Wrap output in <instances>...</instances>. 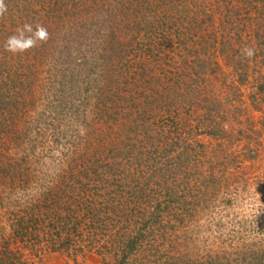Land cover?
<instances>
[{"label":"rangeland","instance_id":"obj_1","mask_svg":"<svg viewBox=\"0 0 264 264\" xmlns=\"http://www.w3.org/2000/svg\"><path fill=\"white\" fill-rule=\"evenodd\" d=\"M119 1L125 4L134 1L133 4L142 10V15L146 12L145 16L149 18L159 19L163 14V18H169L166 21L170 24V32L167 36H160L159 32L154 34L152 31L157 28H152L148 30L147 37L140 34L132 40V32L125 28L118 31L127 23V18L124 15L112 18L113 15L107 14L109 10L111 14L114 13L112 3L119 4ZM130 1H95L103 11V15L99 12V16L103 17L101 23L104 21V25H107L114 21L119 26L116 42L120 51L117 49L114 60L119 61L112 63L109 70H113L114 74L120 71L119 77L132 73L139 93L147 92V88L155 91L157 100L151 105L150 113L153 116L154 112L156 116L150 118L149 126L152 128L154 119H164L161 134H169L162 146L154 139L153 145L144 144L142 154L131 156L129 164H125L124 157L111 159L105 155V151L92 155L97 165L113 162L115 168L112 173L121 172L119 176L111 173L114 177L109 178L110 185L105 193L108 204L96 197L99 204L96 202L89 207L85 200L95 195L90 190L84 191L83 201L78 208V230L85 233L84 227L89 229L95 220L97 222L101 218L105 221L104 225L108 218H112L109 224L111 227L117 226L114 223L116 218L110 215L116 211L125 217L124 213L129 211L123 204L130 200L133 189L140 195L145 194L144 198L139 194L135 196L144 203H128L132 207V213L127 214L128 228L134 232L136 222L132 221L140 224L148 219L150 213L143 206L150 201L153 203L154 197L151 194L146 198L145 189L151 192L154 184H144L148 171L144 169L143 159L153 157L155 152L152 148L156 147L157 151L166 148L169 152L167 155L174 157L173 163L165 160V166L172 171L167 179L168 188L176 191L178 198L171 205L169 203L171 210H161L156 221L145 224L142 236H138L142 244L137 243L148 250L141 252L145 257L136 259L135 264H217L224 263L225 253L232 257L240 248L251 244L264 247V90H258L259 86L264 89V0H151L149 4L143 0ZM95 27L91 26L90 32L95 33L98 28L102 32L98 23ZM7 30L14 31L10 27ZM7 30L0 31V46L11 35ZM245 44L256 49V55L250 62L240 55V49ZM96 46L85 42L81 47L84 53L81 66L87 68L95 61L100 62L97 59L100 50ZM124 55L130 57L131 64H122L127 59ZM72 56L79 57L76 53H72ZM3 58L0 54V71L4 73L1 65L6 61ZM16 58L19 55H11L10 61L15 62ZM66 64L73 67V63ZM44 69L42 62L30 63L26 67V71L36 73V84L31 87L35 98L37 86L44 84ZM197 76L203 80L196 85L193 80ZM188 88L201 90V95L192 99L191 95H187V92L191 93ZM173 89L183 96L184 101L180 106H176L177 102H169L168 112H165L166 104L158 98L165 94L166 100L169 99ZM34 103L36 106L37 101ZM6 115L8 123L17 122L19 126L31 118V110ZM1 122L0 160L13 162L7 160L13 155L22 159V164L12 170L14 183H0V250L8 245L12 251L11 257L7 253L1 258L2 264L9 261L14 264H114L107 251L89 248L81 240H74V243L66 245L68 248L65 250H37L36 255L23 247L19 230L15 228L17 224L11 221L12 212L15 218L23 210L31 212V218H38L40 185L50 190L59 180L54 174H64L65 177L69 159L73 157L78 159L73 173L80 175L82 166L79 153L85 152L83 158L88 147L87 150L80 148L75 137L71 139L65 133L62 137L64 143L55 152L50 148L49 137L33 150L25 146L19 148L13 144V140L8 139L5 121ZM23 128L17 131V135H21ZM39 133L42 135V129ZM45 134L49 136L48 131ZM152 135L157 138L160 134L154 130ZM66 140L69 143L65 144ZM248 154L253 158H248ZM138 162L140 165H136ZM141 169L143 172L139 175ZM97 171L102 176L99 168ZM46 175L49 185L44 184ZM88 175L92 173L88 171ZM118 183L120 187H117ZM102 184L106 185L104 182ZM70 192L75 196L74 191L68 190ZM150 197L152 200H149ZM53 209L54 205L46 211L49 214ZM91 209L92 214L89 213ZM67 233L65 231L61 237ZM152 237L154 242L150 241ZM141 254L137 252L136 256L140 257Z\"/></svg>","mask_w":264,"mask_h":264},{"label":"trees","instance_id":"obj_2","mask_svg":"<svg viewBox=\"0 0 264 264\" xmlns=\"http://www.w3.org/2000/svg\"><path fill=\"white\" fill-rule=\"evenodd\" d=\"M95 1L5 0L8 10L5 16L0 18V31L10 27L14 31L7 30V32L13 34L16 28L25 22H39L48 29L50 35L47 43L19 55L15 62L10 61L11 54L3 50V44L0 46L1 57L4 56L3 59L6 61L4 65H1L5 72L0 71V123H2L1 120L5 121L6 136L13 140L15 146H19V148L25 146L29 150H33L37 144H41L49 137L50 148L55 152L64 143L63 135L68 133L71 139L75 137L79 142L78 144L81 145L80 148L84 147L87 150L88 147L83 158L85 152L79 153V163L82 166L80 175L73 173L78 161L76 157H73L69 159L67 178L64 177V174L56 173L54 177L59 178V180L57 179L58 181L50 187V190L43 187V184L40 185L41 190L37 200L38 218H31V212L27 213L26 210H23V213L16 218L15 213L12 212V217H10L12 223L17 224L15 228L19 230V240L29 253L32 252L36 255L37 250L40 252L65 250L68 248L66 245L69 246L71 243L81 240L89 248L97 247L100 252L107 251L109 256L114 259V264H135L136 259L142 260L145 257L141 252L148 250L139 245V243L142 244V241L138 237L142 236L143 230L146 229L145 224L151 223L152 220L156 221L161 210H171V203L177 201L176 191L168 188L167 179H169L172 171L167 168L168 166H165L168 160L173 163L174 157L167 155L169 152L166 148L157 151L155 147L152 148L155 155L143 159L145 160L144 169L148 171L147 177L144 178V184L147 182L154 184V187L150 189L151 192L149 189H145L146 198L153 194L154 201L143 206L145 209L147 207L150 213L146 221L140 222V224L138 221H132L133 223L136 222L134 232H132V228H128L130 223L127 220V214L132 213L130 211L132 207L128 206V203L133 201L139 205L144 203L135 197L139 194L136 189L131 192L130 200L123 204L129 211L124 213L125 217H121L116 211L110 215L116 218L114 223L117 226L112 225L114 227H111V223L109 224L108 221H112V218H108V221L105 219L106 225L101 218L97 222L95 220V223L88 227L89 229L84 227L85 233H80L77 228L79 227L77 224L79 219L78 208L80 202L83 201L82 194L84 191L90 190L95 195L85 200L89 207L96 204V197L105 202V193L108 185H110L108 183L109 178L113 179L115 174L119 176L121 172L118 170L112 173L115 168L113 162L97 165L92 155L97 152L103 154L105 151V155L111 159L116 156L119 159L124 157L125 164H129L131 156L136 153L142 154L144 144L153 145L152 140L154 139L155 143L162 146L167 134H169L168 132L161 134L164 128V122H162L164 119H154L152 120V128L149 126L150 118L156 116V113L153 112V116L150 113L151 105L157 100L155 91L147 88V92L139 93L136 83L132 80V73L119 77L120 71L114 74L113 70H109L112 63L119 61V59L114 61L118 54L116 41L118 40L117 29L119 26H116L117 23L114 21L107 25H104V21L101 23L103 17L99 16V12L103 15V11L100 10V4L95 3ZM133 2L130 1V4H125L123 1H119V4L118 2L112 3L115 6L114 13L111 14V10H109L107 14L113 15L112 18L117 17L116 15H124L127 18V23L121 26L118 31L125 28V30L132 32L130 36L132 40L140 34L147 37L148 30L152 28H157V30H152L154 34L159 32L160 36L168 35L170 24H167L168 21L166 20L169 18H163V14L162 18L159 19L149 18L145 16L146 12L145 15H142V10L137 8ZM143 2L149 4L151 0H143ZM97 23L102 27V32H99V28L95 33L90 32L91 26L95 27ZM85 42H91L92 46L96 44L100 50L97 57L100 62L95 61L87 68L85 65L81 66V60L84 59L81 47ZM118 50L120 51V48ZM72 53H76L79 57L72 56ZM124 56L127 59L122 58V61L124 60L123 65L132 62L129 56ZM34 62L36 64L42 62L46 74L44 84L42 86L39 84L36 88L37 98L31 89L36 84V82L34 83L36 73L30 70L26 71V67ZM66 63H73V67H67ZM194 78L193 81L196 85L203 80L199 79L198 76ZM162 90L165 92L164 89ZM188 90L191 93L187 92V95H191L192 99L201 95L199 89L188 88ZM258 90L264 89L259 86ZM172 92L173 94L167 100L165 94H161L158 98L164 102V105L166 104L165 112H168L167 107L170 106L168 104L177 102L176 106H180L184 101L183 96L181 97L179 93L174 92V89ZM34 99L37 101L36 106H34ZM27 110H31V118L25 124L17 126V122L13 124L7 122L6 113L12 116L22 114ZM21 127H24L21 135H17V131ZM40 129H42L44 136L39 135ZM154 130H158L160 134L157 135V138L152 135ZM46 131H48L49 136H46ZM67 143L69 142L66 140L65 144ZM248 158L253 157L248 154ZM7 160L13 162L5 163L0 160V183L12 185L14 183L12 170L22 164V159H17L13 155ZM136 165H140V162ZM98 168L102 172V176L98 173ZM135 170L137 171L136 168ZM88 171L92 175H88ZM142 172L141 169L139 175H142ZM43 180H45L44 184L47 185L49 182L48 175ZM103 182L106 185L102 184ZM116 185H118L117 187L121 186L119 183ZM68 190L74 191L75 196H72L71 192L68 193ZM66 193L68 194L66 195ZM144 195L141 194L140 197L144 198ZM149 200L152 198L150 197ZM106 203L108 204L107 201ZM97 204L99 203L97 202ZM53 205L54 209L48 214ZM93 209L89 211L90 214H92ZM97 217L98 214L95 218ZM65 231L68 232L67 235L61 237ZM110 231L111 233H109ZM61 232L63 233L60 235ZM93 237H95L94 240ZM153 238L150 239L151 242H154ZM7 246H3L6 249L0 250V264L3 263L1 259L3 256H6L7 253L10 257L12 255L10 247ZM135 252H139L141 256L137 257ZM234 254L232 257L226 253L223 254L225 256L224 263L218 262L217 264H264L263 246L251 244L240 248ZM8 264H14V262L9 261Z\"/></svg>","mask_w":264,"mask_h":264},{"label":"clouds","instance_id":"obj_3","mask_svg":"<svg viewBox=\"0 0 264 264\" xmlns=\"http://www.w3.org/2000/svg\"><path fill=\"white\" fill-rule=\"evenodd\" d=\"M5 0H0V18L7 13ZM50 35L48 29L41 23H23L18 26L15 32L5 39L3 50L11 55H21L43 43H47ZM240 55L247 61H251L256 55V49L253 46L245 44L240 49Z\"/></svg>","mask_w":264,"mask_h":264}]
</instances>
